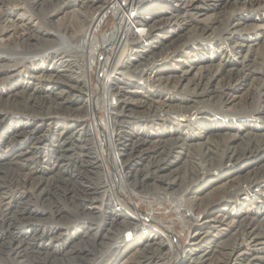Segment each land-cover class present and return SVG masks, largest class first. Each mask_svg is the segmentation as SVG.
Returning a JSON list of instances; mask_svg holds the SVG:
<instances>
[{
    "label": "bare ground",
    "instance_id": "obj_1",
    "mask_svg": "<svg viewBox=\"0 0 264 264\" xmlns=\"http://www.w3.org/2000/svg\"><path fill=\"white\" fill-rule=\"evenodd\" d=\"M91 1L99 5L85 39L82 27L70 37L60 32L66 13L47 19L57 27L51 40L26 13H0V264H152L149 257L135 258V250L144 256L158 246L163 234L146 227L157 217L142 215L132 196L133 204L119 213L107 212L106 200L95 205L98 189L85 180L103 174L110 180L99 187L100 197H112L115 188L123 196V183L155 191L148 198L188 213L196 231L186 253L201 254L186 264H264V212L255 205L264 204V0H206L211 52L203 65L200 57H180L178 25L192 13L200 17L204 0ZM176 8L185 12L173 13ZM110 13L115 28L102 36ZM167 23L175 27L166 26L170 35L158 43L157 28ZM81 57L87 66L73 70ZM98 63L110 68L100 85L113 94L103 106L86 101L93 117L84 121L86 105L76 106L57 81L65 86L84 78L90 89L89 74ZM132 100L137 102L129 108ZM100 107H124L148 121L116 126L111 113L94 118ZM63 117L69 125L61 124ZM105 149L115 175H109ZM80 186L106 220L98 228L103 239L93 243L89 231H81L80 220L91 212L76 200ZM209 188L212 200L197 210L182 208L188 193L195 195L191 205L199 206ZM33 200L43 212L31 208ZM36 222L43 229L32 228ZM66 223L72 234L65 242L60 227ZM160 226L173 240L171 228Z\"/></svg>",
    "mask_w": 264,
    "mask_h": 264
},
{
    "label": "rangeland",
    "instance_id": "obj_2",
    "mask_svg": "<svg viewBox=\"0 0 264 264\" xmlns=\"http://www.w3.org/2000/svg\"><path fill=\"white\" fill-rule=\"evenodd\" d=\"M198 1H200V3H201V0H198ZM204 2H205L204 11H203V13H201L200 17H198V14L192 13V15L187 16L186 20L182 17V23L180 22V24L178 25L179 29H180V33L182 34V38L180 39V41H179L180 43L178 45V53H180V57H182L183 59L185 57H188V59H189L188 62H192V60H195L196 57H200L201 65H203L205 63L207 57L210 55V52H211L210 43H209V33L206 31V24H207L206 18L209 15V10L207 9L208 7H207L206 0H204ZM100 4H101V2H100ZM98 5L99 4H97L96 2L94 3L91 0H0V9H1L0 13H14L15 17H17L19 14L26 13V16H29V18L33 22H37L41 28L46 29V31L49 34L48 35L49 40L53 39L51 34H53L55 32V30H57V27L52 26L51 24H47L46 23L47 19L49 18V16L54 15V13H64V14L66 13L67 17L64 18L65 20H63L61 25L59 24L60 25V32L64 35L70 37L72 35V33L75 32L76 29L79 28V30H80V27H82L81 31L83 30V28L85 30V31L84 30L82 31L83 36L85 35V37H84V39H85V38H87V36L89 34L90 25H92L91 20L93 21V19L97 15L98 9L96 7ZM173 5H175L174 2H173ZM166 12H168V10H166ZM172 12L173 13H184L185 11L183 9L179 10L178 8H176L175 10H172ZM59 17H61V16L59 15ZM177 18H179V17H177ZM54 19H57V17H55ZM171 19H173V18H171ZM14 22H15V24L18 25V22L16 21L15 18H14ZM115 22H116V17L114 16L113 13H110L109 16L107 17L105 23L103 24L101 30H100V34L102 36H104L106 34L110 35V33L115 28ZM262 25L264 26V22L262 23ZM166 26H168L171 29L175 27V26L171 27L170 24L168 25V23L160 25V27L157 28V29H160L158 31V33L159 32L160 33L155 37L156 38L155 40L158 43H159V40L161 38L166 37V35L167 36L170 35V33H169L170 31L168 32ZM164 27H166V29H164ZM203 30H204V32H203ZM185 33L187 34V36L184 35ZM184 36L188 38L186 41L183 40L185 38ZM84 39H83V41H84ZM156 45H158V44H156ZM164 46H165V48L169 47L168 44L164 45ZM101 54H102V58H106L108 55L107 50L102 49ZM63 55H67V54H63ZM231 56L236 57L238 55L233 52V53H231ZM71 59H73V57ZM132 61H134V60H132ZM133 63H135V62H133ZM73 64L75 65V67H73V70L80 71V69H78L79 64H81L83 67H86L88 64V61L86 58L81 57V58H79L78 64H75V63H73ZM101 65H102V63H98V65H95L89 74V80H90L89 81V83H90L89 87H90V89L87 87V85L85 83L86 81L84 80V78L80 79L81 80L80 82H82V84H80V82L77 81L79 79H77V80L75 79L76 83L75 82L74 83H68L67 85L65 84V86L63 85L65 81H63L62 79H60L62 81H57L58 82L57 85L60 87L59 91H63V90L67 91L66 95L68 96V98H70V100H74V101L77 100V101H75L76 106H79V103L80 104L84 103L83 104L84 107L86 105V110H85L86 112H83L80 116V119H83L84 121H87V119L89 121H91V118L93 117L92 116V114H93L92 107L90 106L89 103H86V101H94L95 100L99 104V106H103V103H104L103 99L105 100V97H108V96L111 97L112 96L111 94H113V92L109 89V87L100 85L101 80H104L108 77L107 74H109V70H110V68H105L103 65L101 67ZM50 67H52V59L46 63V68H50ZM195 72L196 71H194V73ZM24 80H25V78H21V82H23ZM84 83H85V85H84ZM68 87H71V88H69L67 90ZM91 91H95L96 99H94V95L91 93ZM110 91H111V93H110ZM79 94H81L80 97H79ZM89 99H91V100H89ZM116 101H117L116 99L112 100V102H115V103H116ZM134 102H137V100H134V101L132 100L130 102V104L128 105V107L130 108V106H132V105L134 106L135 105ZM113 105H115V104H113ZM113 109L106 110V108L100 107L97 110V115L96 116L94 115V118L101 120V119L105 118L108 113H111L113 125H116V126H121V125L126 126L127 125V127H131V126L133 127L136 124L139 126H142V125L146 124L148 121V118L146 116H143L137 112H133L134 110H127L124 107H117V108H113ZM104 110L106 111V113ZM115 112H116V114H115ZM113 113H114V115H113ZM94 114H95V112H94ZM136 114H139L140 116L137 117ZM135 117H137V119H135ZM59 121L61 122V124H64V125H69L68 123H70L69 120L64 118V117L59 119ZM81 124L82 123H80V122L77 124L75 123L74 126L75 127H78V126L81 127ZM85 126H88L90 128V126L87 122H86ZM105 152H106L105 153V159H106L105 163H106V166L109 168V175H115L114 168L112 167V164L108 159V157H110V155H111L110 150L107 151V149H105ZM107 152H109L108 155H107ZM100 170L103 171V167L100 168ZM84 178H86V176ZM87 180L89 181V187L95 189V191H96V189H98L97 192L95 193V197H94V198H97L96 199L97 202L93 201L94 204L100 206L99 205L100 202L102 200H106V203L108 202L106 205V207L108 206V208H105V210L107 212H109L112 208H114L115 212L117 211L118 213L123 212V211H127L126 207L128 206V202L133 204V201H132V197H133L134 201H135L134 204L138 208L140 206L139 210H140L142 215L147 216L148 213H151L153 216L157 217L158 220H155V222L152 223V226H146V227H149V228H152V229H155V230L161 232L163 234V236L161 237L162 240L158 243V246H156L152 251H149V253L145 252L144 256L142 254H138V252H136L137 250H135V253H136L135 258H139V260L140 259L146 260V259L150 258L149 260L152 261V264H156L154 261H157V260L159 262L161 261V263L164 262L163 264H184V263L186 264L189 261L193 260V258H195V257L197 258V256H199L201 254V252H196L195 254H193L194 252H192V254L186 253V251L188 249H190L192 235L196 231L193 223L191 221H189V219H188L189 217H187V215H186L188 213L184 212V211L178 213L176 211V207L174 206V208L172 209V206L169 202H166V201L160 202L159 200L148 198V196L155 191H152V192L148 191L149 192L148 193V192H146L145 189H142L140 187L133 188V187L127 186L125 184L123 185V183H121L122 188H123V196L120 195L119 189L115 188L114 194L112 195V197H111L110 193H109V195H106V197H103V196L100 197V195H101L100 191L101 190L99 189V187L108 185L106 182L108 181V183H109V180H110L109 176L108 177L106 175L104 176V174L103 175H94V177H92V179L91 178L89 179L87 177V179L85 181H87ZM105 180H106V182H105ZM113 181H114V179L112 178L110 183L113 184ZM177 188H178V186H175V189H177ZM212 189L213 188H209L205 192H203L201 195L199 194L202 197V199L204 200L203 202L200 203L199 206H192L191 205L189 197L191 198L195 195L193 193L192 194L188 193V195H186L185 199H184L185 207L183 205L182 208L183 209L187 208L189 210L199 209V207H201L202 204H204V203L206 204V202L212 200L213 192H214V191H212ZM81 190H82V188L80 186L79 193L76 197V200L79 203L80 208H82L84 210L89 209V211L91 212V214L84 216L85 219L80 220V223L82 224V225H80L82 227L81 231H82V235L84 233V230H86L87 232L89 231V233L87 235H89L90 241L93 243V242H95V239L92 241V238L99 239V237H100L103 239V234H105V231L103 232L101 229H98V228H100V226H102V225H105L106 220H105V218L103 219L101 217H98V215L100 214L99 209L91 206V204L93 203L91 200V197L89 196V198H88L86 193L82 192L83 190L82 191ZM114 195L118 199L117 200L118 202H115ZM255 198H256V195H253L252 199L255 200ZM68 201L69 200L67 199L66 202H68ZM255 205H256V207L259 208L258 209L259 212H261V213L264 212V204L256 203ZM30 206L35 212H38V213L43 212V209H41L40 206L34 200L30 204ZM66 209H65V211H66ZM96 210L98 212L93 213ZM46 212H48V211H46ZM105 214H107V213H104V216H105ZM99 216H101V215H99ZM82 217H83V215H82ZM162 222L171 228L172 233L174 235L173 240L171 238H167L165 236V234H168V232L160 226V224ZM66 224L67 225H63L60 227L61 232H63V234H66V236H64L65 242L68 241V238L71 237V234H72L71 233L72 230H70L72 225L70 223H69V226H68V223H66ZM30 227L28 226L27 228H30ZM36 227H40L39 229H43V225H41L38 222L34 223V226H32V228H36ZM46 228L49 229V228H52V226L48 225V226H46ZM208 228L206 227V230L211 231V228H209V229ZM103 229H104V227H103ZM149 232H151V229L147 230V233H149ZM176 238L180 239V244L174 243ZM168 239H170L169 244H168ZM44 241L46 243L49 242L48 237H45ZM105 242H108V239H105ZM55 245H57V244H55ZM60 247H61V245H60ZM161 248H163V249H161ZM132 255H134V254H132ZM174 255H177V256H174ZM183 259H185V260H183ZM122 260L123 259H121L120 261H122ZM78 262H80V260H78ZM81 264H92V262L89 260L87 261V259L86 260L82 259Z\"/></svg>",
    "mask_w": 264,
    "mask_h": 264
}]
</instances>
